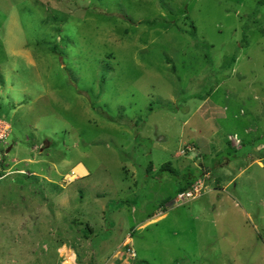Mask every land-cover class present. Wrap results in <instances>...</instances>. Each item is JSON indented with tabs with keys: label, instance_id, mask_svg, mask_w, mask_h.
I'll return each instance as SVG.
<instances>
[{
	"label": "rangeland",
	"instance_id": "obj_1",
	"mask_svg": "<svg viewBox=\"0 0 264 264\" xmlns=\"http://www.w3.org/2000/svg\"><path fill=\"white\" fill-rule=\"evenodd\" d=\"M0 117V264H264V0H0Z\"/></svg>",
	"mask_w": 264,
	"mask_h": 264
},
{
	"label": "built area",
	"instance_id": "obj_2",
	"mask_svg": "<svg viewBox=\"0 0 264 264\" xmlns=\"http://www.w3.org/2000/svg\"><path fill=\"white\" fill-rule=\"evenodd\" d=\"M11 131H12V124L7 119L0 117V179L8 173V165H7L8 160L6 159V156L9 153V151L7 150L10 146L8 143V139L11 135ZM187 149L194 150L195 148L188 146ZM73 174L74 173H70L68 176L70 175L72 176ZM207 176L209 175L205 174V176L197 177L189 188L183 190L176 196V198L173 201L174 204L180 203V202H188L190 200L197 199L201 195H203L207 189L206 188L207 186L205 183L207 180L206 179ZM128 247L129 248L126 249V251H127V256L129 260L131 261L136 260L137 251L135 250L133 246H128ZM68 250H66V252L64 253V258H65L64 262H67L68 264H76L77 257L75 256L74 258H72V259H75V262H73L74 260L68 261L69 258H71L73 254L71 251H68Z\"/></svg>",
	"mask_w": 264,
	"mask_h": 264
},
{
	"label": "crops",
	"instance_id": "obj_3",
	"mask_svg": "<svg viewBox=\"0 0 264 264\" xmlns=\"http://www.w3.org/2000/svg\"><path fill=\"white\" fill-rule=\"evenodd\" d=\"M246 132L247 133H249L250 131H248V128L246 129ZM235 140V139H234ZM234 140H231V141H234ZM230 143V145L232 146V147H234V148H236V149H238V148H241V146L238 144V142H229ZM241 145H242V142H241ZM204 168H203V173H205V171H206V169H207V167H206V165H204L203 166ZM76 169H78V171L80 172V173H86V171H81L79 168H76ZM209 172V171H208ZM207 175H209V173H206ZM200 176V175H199ZM198 177V176H197ZM197 177H195L194 179H190V180H187L185 183H183V184H181L182 185V187H185V186H190L192 183H193V181L197 178ZM169 202V201H168ZM171 204L173 203V205H174V202L172 201V202H170ZM103 208H104V206H103ZM135 209H133V211H134ZM137 211V209L135 210V212ZM101 212H103V211H101ZM91 214V213H90ZM99 217H100V215H99ZM103 218V217H102ZM146 220L148 219L147 217L145 218ZM148 221V220H147ZM147 221H146V223H147ZM149 222V221H148ZM86 223H89V225L91 226V228H92V230H91V232L89 233V234H91V235H94L95 234V227H94V225L92 224V223H90V222H86ZM144 225V224H143ZM106 226H107V224H106ZM86 228V227H85ZM112 228L113 227H111V228H108V227H106V230L107 231H110V230H112ZM88 239H89V235H88V237H87ZM106 239H103V241L100 243L101 245H104V244H107V242L105 241ZM127 242H129V243H131V236L128 234V235H126L125 237H124V239H123V241L118 245V248L116 249V255L114 254V255H112V258H113V261H109V264H132V262L133 261H131V260H129V258H128V256H127V254H125L124 253V251L123 252H121V251H119V248L122 246V245H124L125 243H127ZM134 247V246H133ZM70 250H71V252L73 253V255L75 256V257H77V253H76V251L74 250V249H71V247H70ZM120 250H121V248H120ZM119 251V252H118ZM117 252L119 253L118 255H117ZM71 259V258H70ZM105 262H107V260L105 261ZM63 263V262H62ZM108 264V263H107Z\"/></svg>",
	"mask_w": 264,
	"mask_h": 264
},
{
	"label": "trees",
	"instance_id": "obj_4",
	"mask_svg": "<svg viewBox=\"0 0 264 264\" xmlns=\"http://www.w3.org/2000/svg\"><path fill=\"white\" fill-rule=\"evenodd\" d=\"M161 169H170L171 171H175V169L172 167V165H171V163L170 162H167V163H165V164H163L162 165V167H161ZM192 185V184H191ZM190 185V186H191ZM189 186V187H190ZM188 186H185V187H182V188H180L181 190H185V189H187V188H189ZM85 230H86V233H90L91 232V230H92V228H91V226L90 225H87L86 226V228H85ZM89 235V234H88ZM87 235V236H88ZM135 264H145V261H139V262H137V263H135Z\"/></svg>",
	"mask_w": 264,
	"mask_h": 264
},
{
	"label": "water",
	"instance_id": "obj_5",
	"mask_svg": "<svg viewBox=\"0 0 264 264\" xmlns=\"http://www.w3.org/2000/svg\"><path fill=\"white\" fill-rule=\"evenodd\" d=\"M11 148H12V146L10 145L7 151H10V150H11Z\"/></svg>",
	"mask_w": 264,
	"mask_h": 264
}]
</instances>
